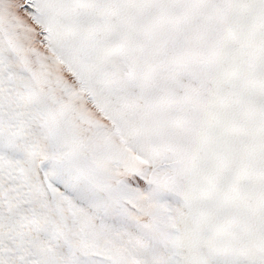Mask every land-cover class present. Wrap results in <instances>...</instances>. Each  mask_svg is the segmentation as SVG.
I'll use <instances>...</instances> for the list:
<instances>
[{
	"label": "snow or ice",
	"instance_id": "obj_1",
	"mask_svg": "<svg viewBox=\"0 0 264 264\" xmlns=\"http://www.w3.org/2000/svg\"><path fill=\"white\" fill-rule=\"evenodd\" d=\"M0 264H264V0H0Z\"/></svg>",
	"mask_w": 264,
	"mask_h": 264
}]
</instances>
